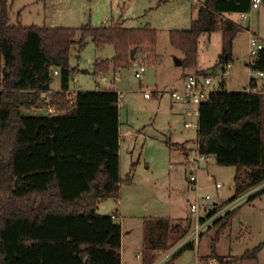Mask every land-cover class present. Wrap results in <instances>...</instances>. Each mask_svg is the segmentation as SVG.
I'll return each mask as SVG.
<instances>
[{
    "label": "trees",
    "instance_id": "1",
    "mask_svg": "<svg viewBox=\"0 0 264 264\" xmlns=\"http://www.w3.org/2000/svg\"><path fill=\"white\" fill-rule=\"evenodd\" d=\"M250 4L203 0L189 28L169 31L170 44L183 53L181 64L196 73L212 72L196 66L198 38L213 31L222 37L219 62L229 61L240 25L223 13L247 12ZM156 36L149 23L13 24L9 0H0V264H122L121 224L111 214L97 212L100 199L118 198L122 183L130 180L129 173H120L118 93L81 89L70 102V58L91 38L95 47L109 44L114 50L110 58L95 59L93 73L115 70L131 63L133 47L148 45L154 53ZM247 65L264 71V48ZM55 76L58 90L51 88ZM47 104L54 113H23ZM197 144L199 153L213 156L216 163L235 166L231 199L264 182V79L256 91L221 87L211 92L198 108ZM134 168L135 162L130 170ZM235 210L214 221L224 220L219 231ZM142 223L141 264H153L157 250L169 249L190 227V222L172 223L168 216L144 217ZM219 231L209 256L228 264L215 250ZM192 247L189 243L178 252ZM258 249H247L235 260L253 257ZM178 252L162 264H170Z\"/></svg>",
    "mask_w": 264,
    "mask_h": 264
},
{
    "label": "rangeland",
    "instance_id": "2",
    "mask_svg": "<svg viewBox=\"0 0 264 264\" xmlns=\"http://www.w3.org/2000/svg\"><path fill=\"white\" fill-rule=\"evenodd\" d=\"M157 1L159 0H9L11 23L19 21L23 24L46 23L77 27L84 24L85 17L90 16L89 23L96 26L102 23V15L106 14L110 18L113 15L117 19L122 14L127 25L138 26L150 22L158 30L159 59L155 53L147 51L149 47L146 45L134 53L136 60L145 66L142 76H135L138 66L131 61L113 79L115 91L123 93V99L118 105L121 120L120 173L122 177L129 173L130 180L122 183L118 199H104V204H100L97 212L111 214L113 217L121 216L117 220L123 229L122 255L127 264L141 263L137 254L142 246L144 217L168 216L172 217V223L185 225L190 222L189 208L195 200L205 202L202 196L209 194V201L212 203L227 202L235 192V166L220 165L211 156L208 162H201V166L195 168L196 182L189 180L191 167L184 153L196 144L197 127H184L183 121L186 119L197 122V115L185 116L184 119L182 105L170 95L172 89L180 87L184 75L195 69L175 63V59L183 58V54L170 45L167 32L174 26L189 27L190 18L195 15L199 1L161 0L159 6L154 8ZM19 11L21 15L17 18ZM242 13L246 14L245 19ZM242 13H230V17L240 24V30L232 39L229 66L226 62H219L222 47L220 31L204 32L197 44V65L205 70L210 68L215 86L233 91L244 90L252 74L247 66L249 38L255 34L264 41V0L257 7ZM98 49L100 48L95 47L93 40L88 38L82 50L72 54L71 64L78 63L85 71L80 70L74 74V81L71 79L69 83L71 89L76 86L75 89L94 90L101 75L108 79L113 77L114 70L111 68L107 72L93 74L94 61L91 58L96 59ZM101 49L102 57H111L114 51L109 44ZM57 77L52 82L54 87L58 86ZM219 82L224 84L220 86ZM143 89L151 90V96L144 97ZM154 90L158 92L154 93ZM23 113L46 114L47 110L30 109ZM133 162L135 168L130 170ZM208 174L212 175V179H207ZM215 182H220L221 186L215 187ZM245 191L257 194L236 207L228 224L221 231L219 229L224 220L211 225L201 235L196 247L178 252L170 264H209L213 259L209 256L210 242L218 231L215 250L230 260L228 264H237L236 257L256 246L259 249L255 257L245 264H264V182ZM126 229L130 230L129 234L125 233ZM160 258V254H157L155 263L162 264ZM215 264H218L217 260Z\"/></svg>",
    "mask_w": 264,
    "mask_h": 264
},
{
    "label": "built area",
    "instance_id": "3",
    "mask_svg": "<svg viewBox=\"0 0 264 264\" xmlns=\"http://www.w3.org/2000/svg\"><path fill=\"white\" fill-rule=\"evenodd\" d=\"M261 0H251L250 7L255 8L259 5ZM242 17L245 19L246 14L242 13ZM264 48V41L261 40L258 36L255 34L251 35L249 38V61L247 63L253 62L257 55L259 50ZM132 61V60H131ZM134 64H136L137 70L135 71L136 77H141L142 73L145 70L144 64L142 62L136 60L134 58ZM226 65L229 66V61L226 62ZM249 67V66H248ZM250 68V67H249ZM251 69V76L248 81V85L246 86V90H260L262 89V83L264 79V71L258 70V69ZM227 73V70L224 71ZM55 75L58 74V70L55 69L53 72ZM117 75L114 74L111 79H108L105 75H101L99 78V84L100 86L98 89H114L113 88V79L116 78ZM259 78L261 81H259ZM223 82H219L218 85H222ZM221 87L215 86L213 83L212 75L205 74V73H196V72H188L184 75L183 84L179 88H174L170 91V95L173 98V100L179 102L183 109L182 114L184 116H192L197 115V122H194L192 120H184L183 126L184 127H190V126H196L198 127V108L200 103L207 100L209 94L213 91H216L220 89ZM157 90H154V93ZM67 92H70V102H72V98L75 95L76 90L75 89H68ZM118 105L121 103L123 99V93L120 91L118 92ZM47 94L44 93L43 96H46ZM143 95L144 97L148 98L151 96V90L143 89ZM48 113H54L55 109L47 104L45 108ZM211 155L201 154L198 151V144L194 145V147L186 153L187 162L190 165V172H189V180L191 182H196L197 178L195 175V168H199L201 166V162H208L209 157ZM209 179H212V175L209 174ZM195 184V183H194ZM215 187H220V182H215ZM253 192L249 193V191H244L238 196L230 199L227 202H210V195L205 194L202 196L203 200L205 202L195 201L190 205L189 208V214H190V229L186 236H184L180 241H178L175 246L169 248L168 250H165L163 252L162 250H157V254H160L161 258L159 261L161 263L168 260L173 254L178 252L181 248H183L185 245L192 243L193 247H196L199 238L201 235L211 226L213 225L214 221L218 219L219 217L224 216L227 212L233 210L236 208L241 202L247 200L249 196ZM202 211V213L200 212ZM118 218V215L116 216ZM157 264V263H155ZM209 264H215V259L213 258ZM237 264H244L242 261H238Z\"/></svg>",
    "mask_w": 264,
    "mask_h": 264
},
{
    "label": "crops",
    "instance_id": "4",
    "mask_svg": "<svg viewBox=\"0 0 264 264\" xmlns=\"http://www.w3.org/2000/svg\"><path fill=\"white\" fill-rule=\"evenodd\" d=\"M46 1V0H45ZM48 1V0H47ZM160 1L161 0H159V1H157L156 3V5H154L153 7L154 8H157L158 6H159V4H160ZM199 1V5H200V3L203 1V0H198ZM126 3V1H124V4ZM124 7V6H123ZM149 8H152V7H149ZM123 9V8H122ZM198 9H199V6L197 7V9L195 10V15L194 16H191V18H190V23H191V20L192 19H194V18H196V16H197V13H198ZM230 13H233V12H230ZM230 13L229 12H225V13H223V16H224V18H226V19H230V20H232V21H234V22H236L237 24H238V22L236 21V20H234L232 17H230ZM238 13H240V12H238ZM242 13V12H241ZM21 15V12L19 11L18 12V15H17V18L19 17ZM102 17H103V21H102V23L100 24V25H96V26H106V25H109V24H111V23H118V24H120V25H122V26H124V27H141V26H143L144 24H142V25H138V26H134V25H127L126 23V19H123V15L122 14H120V17L119 18H117V19H115V17L113 16V15H111V18L110 17H108L106 14L105 15H102ZM86 19H85V21H84V23L87 21V22H89L90 21V16H88V17H85ZM17 22H19V21H17ZM16 22V23H17ZM11 23V22H10ZM22 23V22H21ZM146 23H149V24H151L150 22H146ZM14 24V23H13ZM23 24V23H22ZM23 25H31V24H23ZM36 25V24H35ZM43 25H46V26H66V25H55V24H49V25H47L46 23H44ZM83 25V24H82ZM240 25V24H239ZM95 26V25H94ZM151 26L152 27H154L155 29H156V32L158 33V30H157V28L155 27V26H153L152 24H151ZM189 26H190V24H189ZM69 27H72V26H69ZM77 27H80V26H77ZM187 28H189V27H187ZM187 28H183V27H181V26H174V27H171V28H169L168 29V37H169V31L170 30H172V29H187ZM210 33H213V32H210ZM204 33H202L200 36H202ZM157 36H158V34H157ZM157 36H156V43H155V45L152 47V49H153V52L156 54V56H157V59H159L158 58V53H157ZM199 36V37H200ZM199 39V38H198ZM169 43H170V41H169ZM171 45V44H170ZM104 45H102L101 47H99L100 49H98L99 51H98V54H97V56H96V59H98V58H101V59H104V58H110V56H104V57H102V47H103ZM172 46V45H171ZM147 47H148V45H147ZM173 48H175L174 46H172ZM175 49H177V48H175ZM80 50H82V49H80ZM137 50V49H136ZM177 50H179V49H177ZM182 52V51H181ZM113 53H114V51H113ZM113 53H112V55H113ZM181 54H183V53H181ZM220 54V53H219ZM111 55V56H112ZM91 61H95L94 59H92L91 58ZM129 66V64L128 65H125V66H122V67H119V68H116L115 70H114V72H113V75L114 74H117V72L118 71H120L121 69H123V68H125V67H128ZM248 66V65H247ZM72 67H73V69H72V75H71V79L74 81V74L76 73V72H78V71H80V70H84L85 71V69H83V68H80L79 67V65H78V63L77 64H72ZM203 67H201V66H199V65H197V69H202ZM73 70L75 71V72H73ZM111 70H113L112 69V67H111ZM191 72H193V71H191ZM99 73H101V72H97V73H93L94 75H97V74H99ZM58 75V74H57ZM58 78V86L57 87H54V86H52L51 85V88H52V90H58V89H60V84H59V77H57ZM262 82V81H261ZM182 84H183V81H182V83H181V85H180V87L182 86ZM224 84V83H223ZM222 84V85H223ZM114 85H115V81H114ZM100 86V84H99V82L97 81V87H96V89H98V87ZM76 87V86H75ZM75 87L73 88V89H75ZM177 88H179V87H177ZM222 88H224V87H222ZM246 88V87H245ZM68 89H71V87L69 86V88ZM225 89V88H224ZM76 91L77 90H81V89H75ZM226 90H229V89H226ZM120 124H121V120H120ZM119 133H120V138H121V127L119 128ZM119 142H120V140H119ZM183 150H185V149H183ZM119 151H120V148H119ZM186 151H185V155H186ZM119 157H120V152H119ZM211 157H213V156H211ZM214 158V157H213ZM208 176H209V174L207 175V179H209L208 178ZM119 198V197H118ZM118 198H112V199H118ZM110 198H107L106 200H109ZM195 201H198V200H195ZM108 202V201H107ZM100 204H104V199H100L99 201H98V203H97V211H99V206H100ZM114 218H116V217H114ZM118 218L120 219L121 218V216H118ZM118 218H116V220L118 219ZM172 218V217H171ZM118 221V220H117ZM121 228H122V225H121ZM125 233L126 234H129L130 233V230L129 229H126V231H125ZM122 234H123V229H122ZM142 242H143V238H142ZM122 248H123V236L121 235V249H120V253H121V263L122 264H127V263H125V261H124V259H123V255H122ZM141 249H142V246H141ZM141 249H140V252L137 254L138 256H139V258H140V262H141V257H140V253H141ZM218 253V252H217ZM219 255H222L224 258H226V256H224V254H220V253H218ZM256 255V254H255ZM253 257H255V256H253ZM253 257H249V258H246V259H244L242 262L245 264V262L247 263V261L250 259V258H253ZM257 260V259H256ZM156 262V261H155ZM155 262L153 263V264H155ZM141 264V263H140ZM253 264H256V263H253Z\"/></svg>",
    "mask_w": 264,
    "mask_h": 264
},
{
    "label": "water",
    "instance_id": "5",
    "mask_svg": "<svg viewBox=\"0 0 264 264\" xmlns=\"http://www.w3.org/2000/svg\"><path fill=\"white\" fill-rule=\"evenodd\" d=\"M86 23V22H85ZM84 23V24H85ZM135 51H136V47H133L132 49H130V51H129V58H130V60H134V58H135V56H134V53H135ZM175 63L176 64H181V59H178V58H176L175 59Z\"/></svg>",
    "mask_w": 264,
    "mask_h": 264
}]
</instances>
